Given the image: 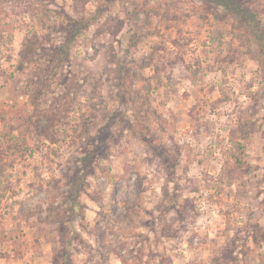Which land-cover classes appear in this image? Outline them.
I'll return each instance as SVG.
<instances>
[{
  "label": "clouds",
  "instance_id": "1",
  "mask_svg": "<svg viewBox=\"0 0 264 264\" xmlns=\"http://www.w3.org/2000/svg\"><path fill=\"white\" fill-rule=\"evenodd\" d=\"M0 264H264V0H0Z\"/></svg>",
  "mask_w": 264,
  "mask_h": 264
}]
</instances>
